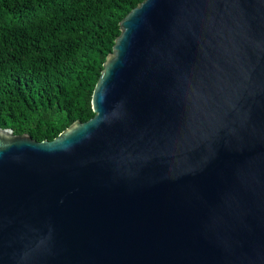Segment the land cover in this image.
<instances>
[{
	"label": "water",
	"instance_id": "1",
	"mask_svg": "<svg viewBox=\"0 0 264 264\" xmlns=\"http://www.w3.org/2000/svg\"><path fill=\"white\" fill-rule=\"evenodd\" d=\"M95 116L0 129V264H264V0H144Z\"/></svg>",
	"mask_w": 264,
	"mask_h": 264
},
{
	"label": "trees",
	"instance_id": "2",
	"mask_svg": "<svg viewBox=\"0 0 264 264\" xmlns=\"http://www.w3.org/2000/svg\"><path fill=\"white\" fill-rule=\"evenodd\" d=\"M144 0H0V129L52 141L95 114L120 22Z\"/></svg>",
	"mask_w": 264,
	"mask_h": 264
}]
</instances>
